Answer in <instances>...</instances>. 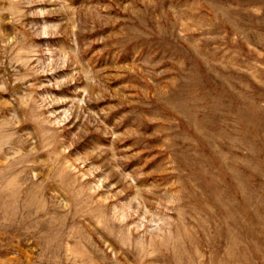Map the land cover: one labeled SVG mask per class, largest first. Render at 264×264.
I'll list each match as a JSON object with an SVG mask.
<instances>
[{
	"label": "rangeland",
	"instance_id": "obj_1",
	"mask_svg": "<svg viewBox=\"0 0 264 264\" xmlns=\"http://www.w3.org/2000/svg\"><path fill=\"white\" fill-rule=\"evenodd\" d=\"M0 264H264V0H0Z\"/></svg>",
	"mask_w": 264,
	"mask_h": 264
}]
</instances>
